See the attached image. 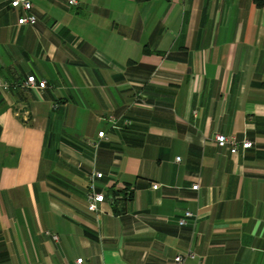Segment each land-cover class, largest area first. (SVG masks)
I'll return each mask as SVG.
<instances>
[{
	"label": "crops",
	"instance_id": "crops-1",
	"mask_svg": "<svg viewBox=\"0 0 264 264\" xmlns=\"http://www.w3.org/2000/svg\"><path fill=\"white\" fill-rule=\"evenodd\" d=\"M259 1L0 0V264H264Z\"/></svg>",
	"mask_w": 264,
	"mask_h": 264
},
{
	"label": "built area",
	"instance_id": "built-area-1",
	"mask_svg": "<svg viewBox=\"0 0 264 264\" xmlns=\"http://www.w3.org/2000/svg\"><path fill=\"white\" fill-rule=\"evenodd\" d=\"M9 6L11 8H20L26 12L19 16L16 20L18 25H30L33 26L36 23V17L30 13V9L32 7L31 0H7ZM69 4H75L76 0H68ZM24 88H30L34 90H40L46 86L45 80L36 78L33 74L27 76L25 80L21 83ZM0 87L6 88L7 84L0 78ZM105 121L109 127H115L119 124V121L122 124H129V121L126 119H119L113 115H106ZM105 137V131L101 130L96 133V139L86 140L85 144H87L93 151H95L99 145V140ZM213 142L217 147L227 148L231 154H235L238 152L239 148L246 149L251 146V142L247 139L237 140L234 136H225L223 134L217 133L212 137ZM176 160H179V157H176ZM102 174L100 172H92L88 175V189L86 193V208L90 212H99V204L104 200V195L98 192L93 184L94 178L101 177ZM153 189L158 187V184H152ZM197 185H192V189H196ZM191 216L190 211H185L184 215L178 219V223H184V217ZM43 233L45 235H49L53 240H57V235L52 230H44ZM186 259L195 260L196 264H202L201 256H199L194 248H189L184 254H178L173 261L177 264H181ZM75 264H81L82 259L77 258Z\"/></svg>",
	"mask_w": 264,
	"mask_h": 264
},
{
	"label": "trees",
	"instance_id": "trees-1",
	"mask_svg": "<svg viewBox=\"0 0 264 264\" xmlns=\"http://www.w3.org/2000/svg\"><path fill=\"white\" fill-rule=\"evenodd\" d=\"M258 5H262L264 6V0L263 1H259ZM143 50L146 52V48L144 47ZM131 192L132 190L126 185L124 186L122 189H117L116 193L121 195V199H128L131 196ZM115 194V192H114Z\"/></svg>",
	"mask_w": 264,
	"mask_h": 264
}]
</instances>
